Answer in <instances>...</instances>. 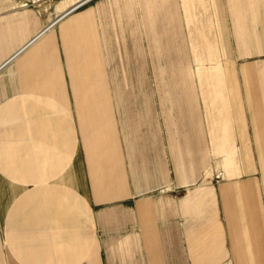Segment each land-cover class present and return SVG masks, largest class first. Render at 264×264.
Instances as JSON below:
<instances>
[{
    "label": "crops",
    "instance_id": "crops-1",
    "mask_svg": "<svg viewBox=\"0 0 264 264\" xmlns=\"http://www.w3.org/2000/svg\"><path fill=\"white\" fill-rule=\"evenodd\" d=\"M91 1L45 26L44 3L0 0V264H264V0H205L200 89L182 0H139L161 89L132 107Z\"/></svg>",
    "mask_w": 264,
    "mask_h": 264
},
{
    "label": "rangeland",
    "instance_id": "rangeland-1",
    "mask_svg": "<svg viewBox=\"0 0 264 264\" xmlns=\"http://www.w3.org/2000/svg\"><path fill=\"white\" fill-rule=\"evenodd\" d=\"M65 1L67 0H18L21 6H27L28 4L36 2L44 3V8L42 10L44 14L49 17L48 23L45 26L64 10H61L59 13L56 12L57 7L61 5L60 2L63 3ZM74 1L75 4L81 3L85 0ZM145 2L143 4L139 0H92L90 2L93 6L94 4H97V8H101L99 13V23L100 26L103 27L107 60L114 82L115 98L120 105L130 104L132 107L134 104H146L150 101L157 100L158 98L153 95V90H155V88L161 89L159 79H154V73L155 71L157 72L158 69L156 67L154 69L152 64V52H154L152 47L153 42L151 38H149L151 36L150 34H147V30L145 33V28L142 24V16L140 17L141 12H143L142 10L145 8ZM155 2L159 4L158 12L160 11L163 13V16H167L168 19L170 8L169 0H155ZM204 2L205 0H182L184 11L187 14V36L190 43L189 50L193 62L195 63V66L191 67V72L192 69L195 68L194 76L199 89L200 83L196 73L200 71V68L201 71H210L214 74L220 67L218 65H212L211 63L215 58H218L219 60V55L218 50L216 49L215 36L210 28L211 23L207 13V7ZM25 3L28 4L24 5ZM190 7L195 8L197 11L196 14L198 15L195 17L196 25L192 24L194 21L190 16ZM150 8H155L153 11L156 12V3L155 6L152 5ZM146 11H148V2H146ZM53 12L56 13V16H54ZM145 20H148V18L146 17ZM155 21L156 19H154L152 23L151 21L147 23L148 29H150V26L152 29L153 26L156 25ZM190 24H192V26H190ZM53 26L50 27V29H52ZM191 35H193V38ZM166 39L168 42L167 44H169L170 36H167ZM213 50L216 51L215 54L212 53ZM164 66L165 68H163V72L165 73L162 72L163 77L161 79L164 88L169 90L171 89L172 80H175L177 75L180 77L181 73L175 67H172L171 72L170 66ZM206 66H208V70L203 69ZM185 72H187L186 67ZM179 83L180 84L176 85L175 82L174 89L181 90L187 87L185 82ZM201 94L203 93L201 92ZM204 98L205 96L203 94L202 99ZM203 102L205 105L208 104V106H210V101H208V103L206 101ZM212 106L213 103H211V110ZM218 164L219 162L217 160L216 165ZM220 164L223 165L225 169H229V163L227 161H220Z\"/></svg>",
    "mask_w": 264,
    "mask_h": 264
},
{
    "label": "bare ground",
    "instance_id": "bare-ground-1",
    "mask_svg": "<svg viewBox=\"0 0 264 264\" xmlns=\"http://www.w3.org/2000/svg\"><path fill=\"white\" fill-rule=\"evenodd\" d=\"M74 2H75L74 0H67V1H65V2H63V3L60 2L61 5H59V7H57V9H56L57 11H56V12L59 13L61 10L65 9V7H67V6L69 7V6L71 5V3L74 4ZM78 4H79V3H78ZM57 5H58V4H57ZM73 6H74V5H73ZM69 9H70V8H69ZM57 19H58V18H57ZM57 19H56V20H57ZM15 53H16V52H15ZM11 57H12V56H10L8 59H10ZM14 57H15V56H14ZM206 174H207V176H209L211 173H210V171H208Z\"/></svg>",
    "mask_w": 264,
    "mask_h": 264
},
{
    "label": "water",
    "instance_id": "water-1",
    "mask_svg": "<svg viewBox=\"0 0 264 264\" xmlns=\"http://www.w3.org/2000/svg\"><path fill=\"white\" fill-rule=\"evenodd\" d=\"M79 4H80V3H79ZM79 4H78V5H79ZM78 5H77V6H78ZM77 6H75V7H77ZM75 7L71 8L70 10H68L67 12H65V13H64L63 15H61L59 18L63 17L65 14H67L68 12H70V11H71L72 9H74Z\"/></svg>",
    "mask_w": 264,
    "mask_h": 264
},
{
    "label": "built area",
    "instance_id": "built-area-1",
    "mask_svg": "<svg viewBox=\"0 0 264 264\" xmlns=\"http://www.w3.org/2000/svg\"><path fill=\"white\" fill-rule=\"evenodd\" d=\"M28 3H25L24 5H27ZM40 35L42 34V33H39ZM38 37V35L35 37V38H33L31 41H34L36 38ZM30 41V42H31Z\"/></svg>",
    "mask_w": 264,
    "mask_h": 264
}]
</instances>
